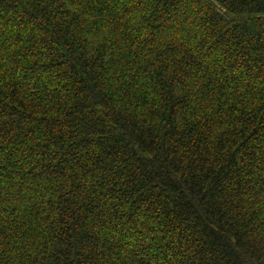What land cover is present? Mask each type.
Returning a JSON list of instances; mask_svg holds the SVG:
<instances>
[{"label": "trees", "instance_id": "obj_1", "mask_svg": "<svg viewBox=\"0 0 264 264\" xmlns=\"http://www.w3.org/2000/svg\"><path fill=\"white\" fill-rule=\"evenodd\" d=\"M0 264H264V0H0Z\"/></svg>", "mask_w": 264, "mask_h": 264}]
</instances>
